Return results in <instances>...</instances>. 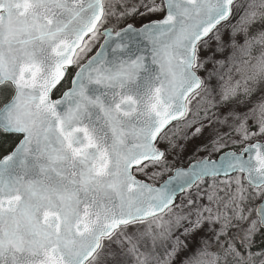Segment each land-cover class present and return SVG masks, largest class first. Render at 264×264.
I'll use <instances>...</instances> for the list:
<instances>
[{
  "label": "snow or ice",
  "instance_id": "6c2138e0",
  "mask_svg": "<svg viewBox=\"0 0 264 264\" xmlns=\"http://www.w3.org/2000/svg\"><path fill=\"white\" fill-rule=\"evenodd\" d=\"M254 53L264 0H0V264H264Z\"/></svg>",
  "mask_w": 264,
  "mask_h": 264
},
{
  "label": "clouds",
  "instance_id": "9594fccd",
  "mask_svg": "<svg viewBox=\"0 0 264 264\" xmlns=\"http://www.w3.org/2000/svg\"><path fill=\"white\" fill-rule=\"evenodd\" d=\"M258 53H254L248 57V64L235 65L229 73L225 69L223 78L219 82V87L216 91V96L229 99L233 96H244L246 93H253V90H258L261 84H264V74L256 79H252V65L257 63ZM237 81H240L237 84Z\"/></svg>",
  "mask_w": 264,
  "mask_h": 264
},
{
  "label": "trees",
  "instance_id": "16d2710c",
  "mask_svg": "<svg viewBox=\"0 0 264 264\" xmlns=\"http://www.w3.org/2000/svg\"><path fill=\"white\" fill-rule=\"evenodd\" d=\"M2 104H0V106H1ZM261 239H264V238H258L257 239V243H260L261 242Z\"/></svg>",
  "mask_w": 264,
  "mask_h": 264
},
{
  "label": "rangeland",
  "instance_id": "374dc122",
  "mask_svg": "<svg viewBox=\"0 0 264 264\" xmlns=\"http://www.w3.org/2000/svg\"><path fill=\"white\" fill-rule=\"evenodd\" d=\"M252 142H255V141H252Z\"/></svg>",
  "mask_w": 264,
  "mask_h": 264
}]
</instances>
